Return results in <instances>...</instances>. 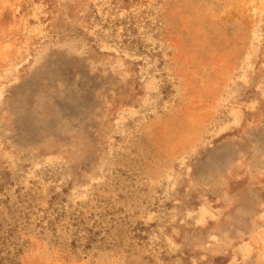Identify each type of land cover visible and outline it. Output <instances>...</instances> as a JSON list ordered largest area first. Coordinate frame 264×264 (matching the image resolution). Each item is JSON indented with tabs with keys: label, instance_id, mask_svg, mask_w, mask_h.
Masks as SVG:
<instances>
[{
	"label": "rangeland",
	"instance_id": "1",
	"mask_svg": "<svg viewBox=\"0 0 264 264\" xmlns=\"http://www.w3.org/2000/svg\"><path fill=\"white\" fill-rule=\"evenodd\" d=\"M263 201L264 0H0V264H264Z\"/></svg>",
	"mask_w": 264,
	"mask_h": 264
},
{
	"label": "crops",
	"instance_id": "2",
	"mask_svg": "<svg viewBox=\"0 0 264 264\" xmlns=\"http://www.w3.org/2000/svg\"><path fill=\"white\" fill-rule=\"evenodd\" d=\"M50 60H51V57H45V56H43L42 58L40 57L41 66L37 67L36 69L30 70L31 72L26 75L23 81L13 89V92L10 94V97H9V103H10L11 110L16 111L15 114H17V112H19L20 110L24 109L25 110L23 111L24 115L27 118H29L31 114V111L29 110L31 108L29 100L30 99L33 100L32 104L34 103V101L36 102V105H33V111H32V115H33L35 109L40 110L39 102L45 98L46 92H47V86H50L51 84H55V85L57 84V81L59 79L58 73H56V75H53V76L44 74V70H45L44 67L49 63ZM65 65L67 64L64 63L63 61V63L61 64V69H60L61 72L59 74L61 73L66 74L65 68L68 66H65ZM60 77H64V76L60 75ZM23 101L25 102V104H24V107H21V103ZM30 122L32 124L38 123L39 113H37L36 115H33L32 120ZM247 185L251 186L252 183L249 182V184ZM260 190L262 189H259V191ZM237 204L239 206L243 205V200L240 199V202ZM256 205L260 206L259 210H262L261 208L264 207V201L262 204H256ZM247 239L248 238H243V240H247ZM239 240H242L241 237L239 238Z\"/></svg>",
	"mask_w": 264,
	"mask_h": 264
}]
</instances>
